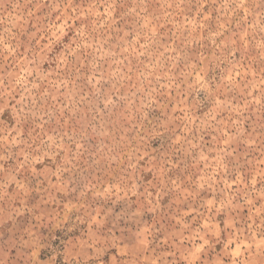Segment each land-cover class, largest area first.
Masks as SVG:
<instances>
[{"label":"rangeland","instance_id":"1","mask_svg":"<svg viewBox=\"0 0 264 264\" xmlns=\"http://www.w3.org/2000/svg\"><path fill=\"white\" fill-rule=\"evenodd\" d=\"M0 264H264V0H0Z\"/></svg>","mask_w":264,"mask_h":264}]
</instances>
